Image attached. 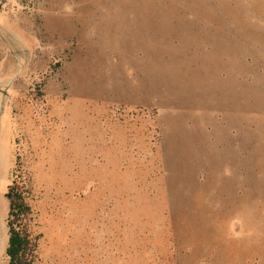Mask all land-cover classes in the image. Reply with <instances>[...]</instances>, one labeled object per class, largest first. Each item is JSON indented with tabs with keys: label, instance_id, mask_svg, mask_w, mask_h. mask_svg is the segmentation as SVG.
Returning a JSON list of instances; mask_svg holds the SVG:
<instances>
[{
	"label": "rangeland",
	"instance_id": "374dc122",
	"mask_svg": "<svg viewBox=\"0 0 264 264\" xmlns=\"http://www.w3.org/2000/svg\"><path fill=\"white\" fill-rule=\"evenodd\" d=\"M17 167L38 264H264V0H0V264Z\"/></svg>",
	"mask_w": 264,
	"mask_h": 264
},
{
	"label": "trees",
	"instance_id": "16d2710c",
	"mask_svg": "<svg viewBox=\"0 0 264 264\" xmlns=\"http://www.w3.org/2000/svg\"><path fill=\"white\" fill-rule=\"evenodd\" d=\"M6 197L9 202L7 264H38L42 235L35 229L36 214L30 202L29 182L19 167L14 170Z\"/></svg>",
	"mask_w": 264,
	"mask_h": 264
}]
</instances>
